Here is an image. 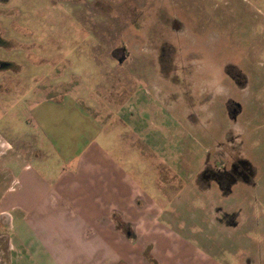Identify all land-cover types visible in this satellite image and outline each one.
Listing matches in <instances>:
<instances>
[{
  "label": "rangeland",
  "instance_id": "1",
  "mask_svg": "<svg viewBox=\"0 0 264 264\" xmlns=\"http://www.w3.org/2000/svg\"><path fill=\"white\" fill-rule=\"evenodd\" d=\"M91 146L145 221L202 232L200 264H264V0H0V197L23 162L52 184ZM1 218L0 264H40Z\"/></svg>",
  "mask_w": 264,
  "mask_h": 264
},
{
  "label": "crops",
  "instance_id": "2",
  "mask_svg": "<svg viewBox=\"0 0 264 264\" xmlns=\"http://www.w3.org/2000/svg\"><path fill=\"white\" fill-rule=\"evenodd\" d=\"M10 148L13 152L12 145ZM12 174L0 197V217L7 223L10 250L19 252L22 248L40 264H95L97 260L100 264H129L123 261L128 258L150 264L212 260V253L201 244L202 232H186L174 221L171 230L163 231L159 213L145 221L140 211L146 209L148 214L150 204L134 187L129 188L119 168L96 147L91 146L83 155L77 173L52 178V184L25 162ZM120 221L121 228H132L130 235L143 245L140 258L139 250L130 252L126 247L129 243L115 232L114 224ZM145 222H150V229ZM123 245L126 248L120 247ZM106 249L114 256H106ZM172 255L178 257L173 260L169 258Z\"/></svg>",
  "mask_w": 264,
  "mask_h": 264
},
{
  "label": "flooded vegetation",
  "instance_id": "3",
  "mask_svg": "<svg viewBox=\"0 0 264 264\" xmlns=\"http://www.w3.org/2000/svg\"><path fill=\"white\" fill-rule=\"evenodd\" d=\"M232 106H234V108H232ZM236 109L238 110V107H237L236 105H234V104L231 105L230 108H229L230 114H231V115L236 114V113H237V110H236ZM220 170H221V169H219L218 171H220ZM222 179H223V178H221V180H222Z\"/></svg>",
  "mask_w": 264,
  "mask_h": 264
}]
</instances>
